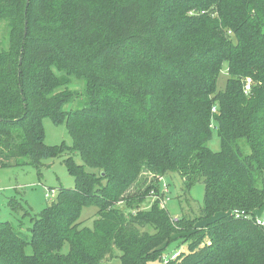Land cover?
Instances as JSON below:
<instances>
[{
    "label": "trees",
    "instance_id": "obj_1",
    "mask_svg": "<svg viewBox=\"0 0 264 264\" xmlns=\"http://www.w3.org/2000/svg\"><path fill=\"white\" fill-rule=\"evenodd\" d=\"M25 7L0 0V157L40 170L67 155L75 185L37 214L9 201L29 217L30 235L0 221V264H264L255 217L264 208V0ZM71 76L84 91L68 87ZM44 117L65 123L71 147L45 144ZM169 173L185 190L203 183L197 215L173 220L160 205L157 184ZM89 205L91 227L80 220ZM215 213L226 215L195 227ZM173 234H186V252L165 253Z\"/></svg>",
    "mask_w": 264,
    "mask_h": 264
},
{
    "label": "rangeland",
    "instance_id": "obj_2",
    "mask_svg": "<svg viewBox=\"0 0 264 264\" xmlns=\"http://www.w3.org/2000/svg\"><path fill=\"white\" fill-rule=\"evenodd\" d=\"M227 75L224 72L220 74L218 79V88L222 89L225 85ZM72 90L82 92L85 90L86 83L84 79L74 76L70 77L68 86ZM82 105L79 102L66 105V110L77 109ZM44 129V142L49 146H72V139L67 131L65 123L54 124L49 117H44L41 120ZM213 135L211 141L208 143L210 150L217 152L220 150V142L213 127ZM63 157L48 160L44 162V166L37 170L33 167L26 165H16L14 159H6L0 157V221H8L21 232L30 235L27 230L31 227L29 217L24 216L22 211H14L12 206L9 205L10 200H16L26 210L29 208L34 214L40 213L47 205L55 198L57 189L74 188L75 180L69 174L67 168L63 164ZM74 162L81 165V157L77 153L71 154ZM157 189L161 195L159 198L160 205L164 206L165 211L173 220H178L182 216L198 213V207L204 204V185L202 182L191 184L189 190H185L181 178L175 173H169L162 177L157 184ZM158 199V198H157ZM155 199L150 198L140 206V209L147 208ZM118 208L125 210V205L120 204ZM97 212V207L89 205L82 208L80 220L85 226L91 227L93 218ZM224 213L212 214L209 218L201 219L195 223V227L203 230L208 224L225 216ZM264 215V208L255 213V217H262ZM173 234L171 241L167 245L165 253L172 255L176 251L186 252L187 245L180 244L179 237H184ZM68 247L63 248L66 252ZM26 253H31V248L27 247ZM119 256L118 252H115ZM166 255V257H167ZM163 256L162 260L166 258ZM104 264H121L117 258L112 259ZM148 264H162L159 260L149 262Z\"/></svg>",
    "mask_w": 264,
    "mask_h": 264
},
{
    "label": "built area",
    "instance_id": "obj_3",
    "mask_svg": "<svg viewBox=\"0 0 264 264\" xmlns=\"http://www.w3.org/2000/svg\"><path fill=\"white\" fill-rule=\"evenodd\" d=\"M244 89H245V90H244L245 92L249 91V89H250L249 83H246ZM213 111H214V109H213ZM242 214H243V213H242ZM256 223H257L258 225H264V216H263V217H260V218H256Z\"/></svg>",
    "mask_w": 264,
    "mask_h": 264
},
{
    "label": "water",
    "instance_id": "obj_4",
    "mask_svg": "<svg viewBox=\"0 0 264 264\" xmlns=\"http://www.w3.org/2000/svg\"><path fill=\"white\" fill-rule=\"evenodd\" d=\"M28 5H29V0H26L25 12H27ZM25 24H26V22H25ZM25 33H26V27H25V30H24V34H25Z\"/></svg>",
    "mask_w": 264,
    "mask_h": 264
}]
</instances>
